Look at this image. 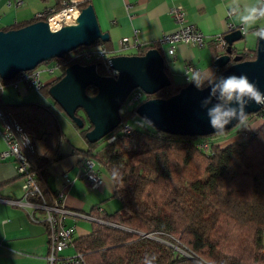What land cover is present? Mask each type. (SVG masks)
<instances>
[{"label":"trees","instance_id":"16d2710c","mask_svg":"<svg viewBox=\"0 0 264 264\" xmlns=\"http://www.w3.org/2000/svg\"><path fill=\"white\" fill-rule=\"evenodd\" d=\"M61 1L57 0L55 11L61 9ZM90 3L84 0L79 6ZM96 43L107 47L108 41ZM148 49L140 48L136 54ZM255 53L239 52L243 59H253ZM70 56L52 61L62 62V72L72 63L83 64L70 60ZM213 56H218L214 48ZM97 71L105 75L100 66ZM165 71L170 85L145 95L144 100L168 98L187 84H174L167 68ZM62 75H53L40 92L48 95L49 86ZM15 79L0 81L6 85ZM95 92L94 87L87 88L88 94ZM6 109L31 140L34 167L39 173L38 199L48 198L45 179L50 169L68 156H80L81 162L93 159L111 179L120 207L111 214L91 208L89 215L96 221L91 222L89 233L71 241L85 264H196L191 258L202 264H264V124L248 140H240L237 133L229 131L190 137L132 126L129 134H120V126L135 114V109L126 108L114 131L96 143L87 142L86 150L73 148L65 155L61 149L69 142L50 108L20 102L6 105ZM76 114L84 121L82 129L76 128L85 138L91 125L81 110ZM253 115L245 118L248 126ZM237 126L238 131L245 128L241 123ZM112 136L115 139L108 143ZM199 142H208L210 150L199 149Z\"/></svg>","mask_w":264,"mask_h":264},{"label":"crops","instance_id":"0c3cea01","mask_svg":"<svg viewBox=\"0 0 264 264\" xmlns=\"http://www.w3.org/2000/svg\"><path fill=\"white\" fill-rule=\"evenodd\" d=\"M21 1V5H16V0H0V30L30 21L34 19L36 13L47 8H55L57 3V0ZM90 2L101 30L109 34L107 49L111 56L136 54L140 48H157L165 58V66L172 81L178 86L188 83L184 74V67L188 63L195 66L201 76L209 75L206 69H210L212 74L216 75L218 70L213 66L215 38L227 33L228 24L244 30L242 39L234 45V54L247 50L256 51L257 34L264 29V16L254 17L248 21L242 19L249 15L252 8H258L261 0H90ZM171 8H180L185 20L194 23L205 37L201 46L178 44L174 59L158 44V38L162 34L177 28L169 13ZM123 39L134 40L139 47L122 50L120 45ZM216 54L220 55L217 52ZM56 75H59V72ZM52 76L42 72L40 78L43 83H47ZM15 80L6 84L0 91V100L5 106L32 102L50 108L59 124L62 122V129L64 126L74 138L73 143L68 141V144H63L61 152L69 155L73 148L82 150L88 148L87 142L72 126V121L64 112L57 109L53 102L26 89L22 83L15 86ZM6 148L7 143L0 136V154ZM80 159V156H68L50 169L44 184L48 198L44 201L37 198L36 195L39 194L33 192L27 194L22 189L23 177L17 173L15 158L0 156V264H46L49 231L45 210L40 205L52 204L53 198H57L60 193L62 194L60 202L65 210L62 215L63 222L73 228L72 239L89 233L91 222L96 221L89 215L91 208L96 207L99 211L111 214L120 207L119 200L113 196L111 179L96 161L95 169L101 178V185L98 188H89L84 178H78ZM72 250L69 246L64 254L70 255Z\"/></svg>","mask_w":264,"mask_h":264},{"label":"water","instance_id":"95a60500","mask_svg":"<svg viewBox=\"0 0 264 264\" xmlns=\"http://www.w3.org/2000/svg\"><path fill=\"white\" fill-rule=\"evenodd\" d=\"M262 30L257 34L253 59L234 54V45L243 36L241 30L223 35L224 52L213 61L214 68L220 71L217 79L244 73L264 92V38L259 35ZM96 41H109V34L101 30L92 3L80 8L75 23L58 29H51L46 21L38 20L20 28L0 30V79L10 81L21 72L33 70L54 58L63 59L75 49L89 47ZM109 62L117 71L115 77L100 74L95 63L75 62L68 65L60 79L48 88L49 97L78 129L83 128L84 121L76 112L81 110L85 114L91 125L84 134L88 143L98 142L120 125L121 107L134 90L153 95L171 83L165 71V58L157 48H150L143 54L111 56ZM88 87H94L96 92L88 94ZM208 97L206 86L200 90L190 81L168 98L142 101L135 113L155 130L171 135L203 137L221 133L211 127L207 108L201 106ZM262 107L250 102L245 108V118ZM239 123L231 121L223 132ZM191 260L202 264L194 258Z\"/></svg>","mask_w":264,"mask_h":264},{"label":"built area","instance_id":"2783aa9c","mask_svg":"<svg viewBox=\"0 0 264 264\" xmlns=\"http://www.w3.org/2000/svg\"><path fill=\"white\" fill-rule=\"evenodd\" d=\"M82 0H62L61 9L55 11L54 8H47L44 11H40L35 14L34 18L37 20L46 21L51 29H58L63 25L75 23L76 18L80 11L79 4ZM21 0H16V5H21ZM264 6V0H261V7ZM170 16L176 22L177 28L173 31L162 34L158 38V44L164 47L165 52L172 59L175 58V48L178 44H187L194 46H201L204 43L205 37L203 33L192 22H187L184 18V14L180 8H171L169 10ZM255 17H260L256 15ZM241 30L244 33L243 28H236L232 24H228L227 33L234 30ZM226 42L223 35H218L215 38V50L217 53L222 54L224 52ZM122 50L129 49L130 47L138 48L139 45L134 40L123 39L120 45ZM70 60H75L85 63L98 62L96 68L100 66L106 76L115 77L117 71L114 70L109 62L111 57L110 51L101 43H96L84 49L77 50L70 53ZM64 65L58 60H51V62L38 65L36 68L30 71L21 72L16 76L14 85L22 83L26 89L40 91L44 85L40 75L42 72L54 74L59 70H62ZM199 73V70L192 64H186L184 67L185 80L190 82L192 77ZM60 74V73H59ZM5 84L0 81V91L3 90ZM141 94L134 90L126 99L125 106L129 109L136 102L140 101ZM264 124V109H260L251 118L248 128H244L238 132L243 138L242 140H248L255 134L256 129ZM250 128V129H249ZM132 131V127L129 123H124L120 126V134H129ZM0 136L7 143L5 151L1 152L0 156L14 157L16 160L17 173L23 177L22 189L28 193H37L40 195L36 177L39 176L37 169L34 167L33 147L29 136L15 120L12 114L6 109V106L0 100ZM115 139L112 136L107 139L110 143ZM199 149L210 150L208 142H199L196 144ZM78 169V178H84L86 185L89 188H98L101 185V178L95 169V163L93 159L86 158L80 163ZM60 193L57 198H53L52 204H43L45 210V220L49 231L48 252L46 256V264H85L82 254L74 251L71 244L73 228L66 226L63 222L62 215L65 213L64 208L61 205ZM72 247V253L65 255L64 251Z\"/></svg>","mask_w":264,"mask_h":264},{"label":"clouds","instance_id":"9594fccd","mask_svg":"<svg viewBox=\"0 0 264 264\" xmlns=\"http://www.w3.org/2000/svg\"><path fill=\"white\" fill-rule=\"evenodd\" d=\"M256 15L264 16V6L252 8L248 16L242 17L248 21ZM259 35L264 38V30ZM208 76L195 74L191 79L197 89L203 90L206 86L209 90V97L202 102V107L207 108L206 115L209 117L210 125L215 132H223L231 121L237 120L245 128L248 125L245 121V108L250 102L264 105V92L258 84L251 81L247 74H231L217 79L210 69H206ZM205 81L207 84L205 85ZM215 100V103L212 101ZM211 105V106H209ZM250 129V128H249ZM146 264H151L146 261Z\"/></svg>","mask_w":264,"mask_h":264},{"label":"rangeland","instance_id":"374dc122","mask_svg":"<svg viewBox=\"0 0 264 264\" xmlns=\"http://www.w3.org/2000/svg\"><path fill=\"white\" fill-rule=\"evenodd\" d=\"M49 1V0H48ZM50 1H52V0H50ZM239 46V45H238ZM238 46H237V48H238ZM241 47H243V45H242V43H241ZM59 73H60V75L63 73L62 72V70H59L58 71ZM55 73H57V72H55ZM52 75H54V74H52ZM55 76V75H54ZM29 91H32V92H35L36 94H38L39 96H41L43 99H48L50 102H53L52 101V99L49 97V95H45V94H43L42 92H39V91H34V90H29ZM137 91V90H136ZM140 91V90H139ZM139 91H137V92H139ZM140 93V92H139ZM141 94V93H140ZM144 99H145V95L142 93L141 94V99H140V101H138V102H136L133 106H131L130 108H129V110H131V109H135L142 101H144ZM126 107L127 106H125V107H123L122 109H121V111L122 110H125L126 109ZM63 112V111H62ZM60 117H63V116H60ZM60 120V119H59ZM128 123L133 127V128H138V129H143V130H147V131H154V129H153V127L149 124V123H147L145 120H143L141 117H139L138 115H136V113L134 114V116L131 118V119H129L128 120ZM60 127H61V129H62V122L60 121ZM72 126L77 130V132H79V130L76 128V126L74 125V123L72 122ZM237 127L238 126H236V127H234L233 129H231L230 131H229V134H236V132H237ZM62 131H63V133H64V135H65V137H66V139H67V141H70L71 143H73L74 142V138H73V135H72V133H70L68 130H66L65 129V127L63 126V129H62ZM238 136L241 138V136L238 134ZM239 138V139H240ZM83 139H85V138H83ZM243 138H241L240 140H242ZM85 141H86V139H85ZM87 142V141H86ZM104 170V169H103ZM75 235V234H74Z\"/></svg>","mask_w":264,"mask_h":264},{"label":"flooded vegetation","instance_id":"af4514ba","mask_svg":"<svg viewBox=\"0 0 264 264\" xmlns=\"http://www.w3.org/2000/svg\"><path fill=\"white\" fill-rule=\"evenodd\" d=\"M94 161V160H93Z\"/></svg>","mask_w":264,"mask_h":264}]
</instances>
